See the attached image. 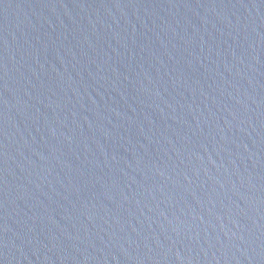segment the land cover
I'll list each match as a JSON object with an SVG mask.
<instances>
[{
	"label": "water",
	"instance_id": "95a60500",
	"mask_svg": "<svg viewBox=\"0 0 264 264\" xmlns=\"http://www.w3.org/2000/svg\"><path fill=\"white\" fill-rule=\"evenodd\" d=\"M0 264H264V0H0Z\"/></svg>",
	"mask_w": 264,
	"mask_h": 264
}]
</instances>
